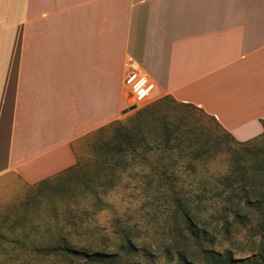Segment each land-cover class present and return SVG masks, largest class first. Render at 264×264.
<instances>
[{
	"label": "crops",
	"instance_id": "crops-1",
	"mask_svg": "<svg viewBox=\"0 0 264 264\" xmlns=\"http://www.w3.org/2000/svg\"><path fill=\"white\" fill-rule=\"evenodd\" d=\"M127 58L152 100L191 104L240 142L263 133L264 0H0V199L16 200L0 213L5 239L20 187L74 166L132 106Z\"/></svg>",
	"mask_w": 264,
	"mask_h": 264
},
{
	"label": "rangeland",
	"instance_id": "rangeland-1",
	"mask_svg": "<svg viewBox=\"0 0 264 264\" xmlns=\"http://www.w3.org/2000/svg\"><path fill=\"white\" fill-rule=\"evenodd\" d=\"M153 97L119 121L125 123ZM200 112L160 104L139 132V156L124 167L106 165L99 176L92 174L90 144L79 154L81 171L67 178L60 200H34L21 186L20 209L27 210V223L40 220L39 233L29 234L27 243L65 242L102 254L92 262L36 257L29 263L208 264L209 256L219 255L229 264H264V180L230 175L231 151L244 158L243 173L249 171L251 152L232 143L227 150L222 130ZM15 201L0 199V213ZM66 207L77 213H32ZM14 216L11 212L4 225L8 241L18 235L12 230Z\"/></svg>",
	"mask_w": 264,
	"mask_h": 264
},
{
	"label": "trees",
	"instance_id": "trees-1",
	"mask_svg": "<svg viewBox=\"0 0 264 264\" xmlns=\"http://www.w3.org/2000/svg\"><path fill=\"white\" fill-rule=\"evenodd\" d=\"M165 102H172L174 105L190 108L196 110L195 106L191 104L178 103L170 97H163L159 100L153 101L152 103L146 105L142 109L135 112L134 116L128 119L125 123L116 120L103 127H101L94 135L91 143V150L93 151V165L95 164V170L92 172L93 175L99 176V172L104 170V166H112L114 168L124 167L125 163L129 159H133L139 156V135L140 130L144 126L151 116L156 111V108ZM204 116L215 121L216 126H218L224 134V144L227 150H230V144H235L241 150L251 152L250 156L246 158L250 161L249 171L242 172L241 163L244 158L237 154V151L232 154V164L230 165V175H236L239 173L242 176L249 177L255 180L258 176L260 179L264 180V131L261 135L247 140V141H237L229 133H227L220 124L210 115L204 112H200ZM264 127V123H263ZM170 135L166 134L165 140L169 141ZM254 149V150H253ZM253 150V151H251ZM81 163L77 160V163L67 168L50 179L41 181L40 183L34 185L30 188L29 194L33 193L31 197L34 200H45L48 198L58 197L59 200L64 193V183L67 181L68 177H74L80 173ZM92 165V166H93ZM242 172V173H241ZM252 200H248L247 203H251ZM23 203H21L22 205ZM20 205V207H21ZM26 209H19V214L16 217V223L14 229L18 231L17 238L12 241L5 239L4 234L0 232V264H30V260L36 257H74L78 259H84L86 261H95L102 257L99 252H92L86 250L85 248H75L73 246L67 245L65 242L51 243H40L31 244L27 243L26 238L29 234H33L35 230L39 233V226L37 225L40 220L35 218L34 223H27L26 221ZM36 216L47 215L53 213L56 217H68L70 215L76 214L77 211L66 207L63 210L48 209L47 211H33ZM40 214V215H39ZM36 234V233H34ZM61 239H65L61 236ZM7 244V245H5ZM28 256L26 257V255ZM25 256V257H24ZM208 264H229V258H223L219 255L216 257L209 256Z\"/></svg>",
	"mask_w": 264,
	"mask_h": 264
},
{
	"label": "built area",
	"instance_id": "built-area-1",
	"mask_svg": "<svg viewBox=\"0 0 264 264\" xmlns=\"http://www.w3.org/2000/svg\"><path fill=\"white\" fill-rule=\"evenodd\" d=\"M124 66V84L132 100L131 104L138 106L148 102L156 88L155 83L134 59L127 58Z\"/></svg>",
	"mask_w": 264,
	"mask_h": 264
},
{
	"label": "water",
	"instance_id": "water-1",
	"mask_svg": "<svg viewBox=\"0 0 264 264\" xmlns=\"http://www.w3.org/2000/svg\"><path fill=\"white\" fill-rule=\"evenodd\" d=\"M135 108H136V106H135V105H132V106H130V107L124 109V110L122 111V114L128 113L129 111H132V110H134Z\"/></svg>",
	"mask_w": 264,
	"mask_h": 264
}]
</instances>
